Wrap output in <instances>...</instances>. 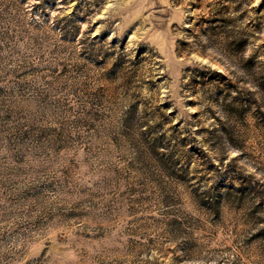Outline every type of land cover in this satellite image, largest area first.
Masks as SVG:
<instances>
[{"label": "rangeland", "instance_id": "rangeland-1", "mask_svg": "<svg viewBox=\"0 0 264 264\" xmlns=\"http://www.w3.org/2000/svg\"><path fill=\"white\" fill-rule=\"evenodd\" d=\"M0 264H264V0H0Z\"/></svg>", "mask_w": 264, "mask_h": 264}]
</instances>
